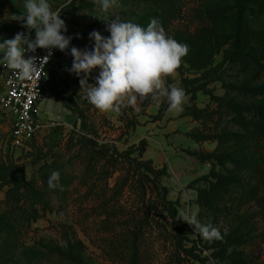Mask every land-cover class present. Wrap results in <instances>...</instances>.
I'll return each mask as SVG.
<instances>
[{
  "label": "rangeland",
  "instance_id": "374dc122",
  "mask_svg": "<svg viewBox=\"0 0 264 264\" xmlns=\"http://www.w3.org/2000/svg\"><path fill=\"white\" fill-rule=\"evenodd\" d=\"M49 2L65 22V35L72 36L69 48L91 50L88 34L95 30L108 36L106 21L117 17L142 28L155 18L166 36L187 45L175 74L162 80L165 88H183L188 99L181 111H169L167 98L157 92L138 101L139 112L122 107L102 113L80 95L83 74L66 70L73 60L69 51H59L39 106L45 122L37 138L15 150L6 121L0 119V165L17 175L6 182L0 171V264H53L50 252L66 242L78 248L84 264H128L120 235L123 216L114 223V217L107 220L95 210L100 190L113 188L120 172L107 186L102 178L83 179L87 158L78 154L74 142L80 121L87 138L118 153L130 150L156 173L158 193L148 188L143 200L146 205L156 198L157 205L150 212V226L138 235L136 264H264V140H259L264 138V109L254 110L264 107V94L248 91L264 86V50L250 51L249 42L236 34L243 27L264 38V0H118L107 12L99 11L96 0ZM23 11V0H0V38L29 31L7 20ZM29 35L34 38V30ZM98 71L92 70L88 83H95ZM53 88L67 95L75 114L51 94ZM227 153L237 163L216 161ZM211 166L218 181L208 176ZM52 171L60 173L62 190L48 187ZM24 183L38 190L33 204L25 203L31 195ZM135 191L127 190L120 200L130 210L144 207ZM83 209L90 210L85 220ZM171 210L179 219L184 211L211 224L226 240L216 247L215 241L222 239L200 238L193 226L173 220ZM26 211L31 217L27 223L20 218ZM180 225L175 243L174 228Z\"/></svg>",
  "mask_w": 264,
  "mask_h": 264
},
{
  "label": "clouds",
  "instance_id": "9594fccd",
  "mask_svg": "<svg viewBox=\"0 0 264 264\" xmlns=\"http://www.w3.org/2000/svg\"><path fill=\"white\" fill-rule=\"evenodd\" d=\"M100 12H107L118 0H96ZM24 11L12 13L7 20L16 21L27 30L17 32L11 39L0 38V66L14 70L21 79H31L39 68L37 57L25 58V53L36 49L47 50V55L39 58L46 63L52 56V49L65 52L73 58L71 67L66 69L79 79L80 95L102 113L119 112L122 107H132L139 112L138 101L157 92L167 98L168 110L181 111L188 97L183 88L169 85L163 87L162 77L175 74L181 58L187 54L186 44L166 36L163 27L153 18L146 28L119 17L106 21L108 36L91 31L87 47L69 48L72 36L65 35L67 28L56 11L51 9L49 0H23ZM34 30V38L29 33ZM79 38V37H77ZM93 69L98 74L94 84L88 83ZM60 173L52 171L47 185L50 189L60 188ZM180 220L194 227V231L204 240L222 239L220 231L211 224H201L194 216L184 211L178 213Z\"/></svg>",
  "mask_w": 264,
  "mask_h": 264
},
{
  "label": "trees",
  "instance_id": "16d2710c",
  "mask_svg": "<svg viewBox=\"0 0 264 264\" xmlns=\"http://www.w3.org/2000/svg\"><path fill=\"white\" fill-rule=\"evenodd\" d=\"M237 36H242L244 39L247 40L249 45V50L254 51L258 53L260 50H264V42L261 38V35H255L253 36V33L249 32L246 28L238 27L236 29ZM255 37H258V39H255ZM261 38V40H259ZM258 51V52H257ZM60 56L59 50H56L54 59ZM53 62L48 66V77L46 80V83L43 87L42 95L47 92L48 87V81L51 77V69L54 64ZM248 91L252 93H256L258 95L264 94V86L263 87H254L252 89H248ZM52 95L60 98L62 101L63 107L69 110L71 113L75 114V110L71 107L69 100L67 98V95L64 92H60L53 88ZM260 109H264V107H254V110L260 112ZM237 115L241 117L242 112L240 111V108L238 107L236 109ZM256 117V115H255ZM253 119V117L251 118ZM261 123V122H260ZM259 123V124H260ZM79 134L75 136L74 142L79 144V150L78 154L82 155L83 158L86 159V166L84 168V180L90 179L94 182H96L97 179L102 178L105 181V186H107V181L110 179V177L115 172H120V174L115 179V185L113 188L109 189H101L102 196H101V203L98 205L95 210H99L98 216L105 215L106 219L109 220L110 218L115 219L114 223H118V215L123 216V220H121L122 225L125 226V229L122 230L120 235L123 238L122 243L125 246L126 252L129 256V262L128 264H136V251H137V240L138 235L144 231V229L148 228L150 226V212L154 211L156 209L157 205V199L155 200H149V202L144 205V197L146 193V189H153L156 193H158V185L155 181L156 179V173L150 169L147 163L142 162L139 160V156L132 157L130 150H126L122 153H118L114 148L109 147L107 145H101L98 144L96 141H94L91 138L86 137V132L84 130V123L83 121H80V128H79ZM264 135V134H262ZM259 140L262 141L264 138H259ZM143 143V142H142ZM216 161L224 165L226 163H237L233 162L234 159L232 157V153L227 154H219L216 156ZM241 163H245L242 161H238ZM214 166H211L208 176L211 178H215L218 181V175H215L213 172ZM0 171L3 175L2 179L3 181H8L11 179L12 176H16V173L14 172V169L11 167H5L3 165H0ZM83 179L81 181V186H84ZM19 183V182H18ZM218 183V182H216ZM211 188H213V185L211 183H208ZM216 185V184H215ZM89 186V184H88ZM94 185H90L89 192L93 189ZM135 189L137 197H140L141 200H139L140 204H143L144 207L140 208H134L130 210L131 208H127L126 205L122 202L120 203L121 197L123 194L128 190ZM24 191L29 193L31 195V199H26L25 203H32L34 199L38 197V190L35 189L30 184L24 183ZM120 198V199H119ZM33 204V203H32ZM165 204V202H164ZM82 216L83 220L87 217V213L90 210L83 209ZM93 211V210H92ZM171 216H173V220L180 222V219L175 215L174 211L171 210ZM34 217H37L35 214ZM156 216L154 217V220L156 223L159 224V221L156 219ZM22 222L27 223L30 218V211H26L21 217ZM9 225L12 227V223L9 220ZM1 223V221H0ZM113 223V224H114ZM181 224V222H180ZM111 226V225H110ZM116 224L112 228L115 229ZM176 231V234L173 235V238L175 240V243H177V236L179 233H181V225L174 228ZM226 239L223 238L220 241H215V246L218 247L223 241ZM180 250L182 251V248L179 246ZM77 247L75 245H71L69 242H66V244L61 246H55L54 250L50 252V257L48 258L53 264H84L81 260V257L78 254ZM189 256H191L195 260H199L200 258L196 255L192 254L191 252H187ZM124 255V254H123ZM125 257V255H124ZM201 261V260H199Z\"/></svg>",
  "mask_w": 264,
  "mask_h": 264
},
{
  "label": "built area",
  "instance_id": "2783aa9c",
  "mask_svg": "<svg viewBox=\"0 0 264 264\" xmlns=\"http://www.w3.org/2000/svg\"><path fill=\"white\" fill-rule=\"evenodd\" d=\"M56 49L46 63L40 59L47 55V50L36 49L34 53L26 52L25 58L37 57L39 67L31 79H21L14 70L0 66V111L8 126L9 142L15 150L25 149L37 138L45 120L39 108L43 99V87L48 77V66L53 62Z\"/></svg>",
  "mask_w": 264,
  "mask_h": 264
},
{
  "label": "water",
  "instance_id": "95a60500",
  "mask_svg": "<svg viewBox=\"0 0 264 264\" xmlns=\"http://www.w3.org/2000/svg\"><path fill=\"white\" fill-rule=\"evenodd\" d=\"M203 169H204L205 171H207V170H209V167H208V166H204Z\"/></svg>",
  "mask_w": 264,
  "mask_h": 264
}]
</instances>
